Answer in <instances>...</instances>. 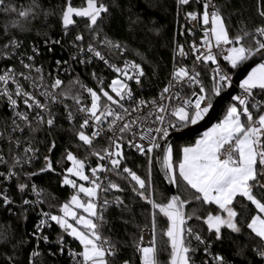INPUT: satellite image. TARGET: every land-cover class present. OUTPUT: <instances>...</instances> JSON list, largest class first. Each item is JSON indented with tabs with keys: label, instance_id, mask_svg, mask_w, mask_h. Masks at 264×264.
Masks as SVG:
<instances>
[{
	"label": "trees",
	"instance_id": "obj_1",
	"mask_svg": "<svg viewBox=\"0 0 264 264\" xmlns=\"http://www.w3.org/2000/svg\"><path fill=\"white\" fill-rule=\"evenodd\" d=\"M214 1L217 16L223 19L232 44L239 43L245 50L244 57L235 66L224 63L233 75L248 54L264 46L256 43L259 39L256 31H264V0ZM92 5L96 11L89 13ZM67 9L78 13L84 10L88 14L73 18L67 25L63 21ZM186 10L187 7L179 9L176 14L175 0H0V70L8 66L20 70L26 63L41 64L49 70L53 60L62 55L61 44L70 48L71 43L104 42L114 55L141 67L143 96L150 97L169 77L175 42L185 40ZM33 47L38 49V54L31 52ZM28 55L33 56L32 60L27 59ZM201 68L203 104H211L226 87H217L211 78L210 66ZM78 71V76L64 77L67 84L63 92L69 100L79 93V82L97 89V75L105 72L107 78L110 76L97 64L79 67ZM252 93L261 106L254 107L249 102L243 108L235 99L219 109L217 120L229 103H235L240 112L246 110L242 114L246 127L256 125L264 110V90L255 88ZM53 112L56 118L53 125L45 120L20 122L0 94V193L10 200L7 203L0 199V264H73L65 247H74L81 253L79 241L51 218L49 228L37 242L38 253L33 254L39 214L37 206L26 202L31 199V192L37 190L40 208L50 217L59 215L62 206L75 194V188L62 183L70 166L68 156L82 162L87 173L102 164L111 144L107 138L83 143L78 138L79 123L68 124L59 109ZM192 115V111L188 113L181 129L191 123ZM194 140L192 136L180 138L169 148L173 184L185 210L183 246L188 249L185 253L188 264H206V255L201 249L190 246L194 241H202L211 253L230 264H258L254 249L264 240L249 227L257 212L252 200L237 196L233 202L237 232L226 227L214 231L209 229L206 219L223 215L222 209L206 203L199 192L180 178L177 165L181 149ZM255 142L258 158L255 177L249 186L252 196L264 204V132L255 137ZM26 146L33 151L28 161ZM121 152L122 165L107 170L109 186L105 193L98 192L95 205L99 213L95 216L96 231L116 249L109 264H138L134 247L141 229L152 222L156 263L169 264L173 223L164 209L171 199L158 171L157 150L151 159L138 157L130 150ZM10 170L14 175L6 180Z\"/></svg>",
	"mask_w": 264,
	"mask_h": 264
},
{
	"label": "built area",
	"instance_id": "obj_2",
	"mask_svg": "<svg viewBox=\"0 0 264 264\" xmlns=\"http://www.w3.org/2000/svg\"><path fill=\"white\" fill-rule=\"evenodd\" d=\"M175 4L176 14L179 9L187 7L184 13L185 40L175 42L169 77L153 96H143L141 67L114 55L110 46L104 42L71 43L70 48L61 44L62 55L53 60L49 70L42 68L41 64L30 63H23L25 66L20 70L14 69L13 66L0 70V94L20 122L45 120L53 125L56 120L53 110L59 109L65 122L79 123L78 138L83 143L92 144L103 138L109 140L111 147L107 148L102 164L86 173L87 183L96 185L100 193H105L109 186L107 170L122 165L121 150H130L138 157L151 159L154 150H157L167 135L181 130L184 121L177 118V111L184 108L189 113L202 107L204 71L201 67L212 68L211 78L217 87L227 88L231 84L232 75L224 64L229 63L226 56L231 45L215 42L210 29L211 20L217 16L215 1L175 0ZM256 33L259 37L256 43L263 44L264 31L257 30ZM16 49L20 52L19 47ZM31 50L32 53L38 54L36 47ZM32 58V55L27 56V59ZM91 64L101 65L110 76L107 78L105 72H100L97 75V89L87 86L83 81L79 82V93L75 94L72 100L67 99L63 92V86L67 84L64 77L77 75L79 67ZM115 80L120 83L117 93L113 91ZM106 82L107 88L104 86ZM252 90V87L240 83L234 100L236 99L243 108L249 102L254 107L261 106ZM25 149L29 154L28 161L33 157V151L29 146ZM217 157L228 166L236 167V141L232 139L223 142ZM12 175L14 173L10 170L6 180ZM38 196L39 191L33 190L31 199L26 202L37 206L39 214L33 254L38 253L37 242L42 239L43 231L49 228L52 218L40 208ZM0 199L10 202L1 193ZM82 201L86 202V198L82 197ZM91 202L96 205L97 198L91 199ZM96 216H99L98 212ZM96 232L99 239L95 245L99 246L103 253L101 264H109L116 249ZM190 246L194 250L201 249L206 255V264H230L223 257L211 253L208 246H203L202 241H194ZM183 249L185 253L188 251L184 246ZM254 251L260 261L258 264H264V242ZM65 252L73 264H93L91 260H84L74 247L66 246ZM134 252L138 264H157L153 222L141 229Z\"/></svg>",
	"mask_w": 264,
	"mask_h": 264
},
{
	"label": "crops",
	"instance_id": "obj_3",
	"mask_svg": "<svg viewBox=\"0 0 264 264\" xmlns=\"http://www.w3.org/2000/svg\"><path fill=\"white\" fill-rule=\"evenodd\" d=\"M252 74H256V77L250 76L245 84L252 89L263 88L264 90V66L256 67ZM234 107L237 110L239 122H220L228 114L226 109L221 118L212 126L217 128L216 124H220L222 132L230 131L231 134L223 138L217 132L215 136H204L206 130L196 136L193 143L182 147L177 165V172L187 185L199 192L206 203H213L222 209L223 215L210 216L206 219L209 229L214 231L226 227L237 232L233 202L237 196H243L249 200L254 198L250 192L249 182L255 177L258 158L255 137L264 132V129L259 122L247 128L242 121V114L246 113V110L240 112L238 104ZM205 110L207 111V108ZM232 139L237 145L238 165L236 167L228 166L217 157L220 145ZM208 221L211 222L212 227L209 226ZM249 227L255 233L251 224Z\"/></svg>",
	"mask_w": 264,
	"mask_h": 264
},
{
	"label": "rangeland",
	"instance_id": "obj_4",
	"mask_svg": "<svg viewBox=\"0 0 264 264\" xmlns=\"http://www.w3.org/2000/svg\"><path fill=\"white\" fill-rule=\"evenodd\" d=\"M96 11L95 7L92 5L90 12ZM75 12L74 10L67 9L64 14L63 21L65 24H70L72 22L71 13ZM84 10L81 11V13ZM88 12V11H87ZM20 17H23V13L20 14ZM210 29L212 31V35L214 37L215 42L229 44L231 45L230 52L226 56L227 61L231 66H235L238 64L245 55V50L242 45L232 44L231 39L228 36L227 29L223 19L219 16H215L211 20ZM249 55V54H248ZM264 64L259 65L258 67H262ZM120 83L115 80L113 83V91L114 93L118 92ZM80 86V85H79ZM207 105V106H206ZM210 104H203L202 107H209ZM235 104L229 103L227 105V116L220 122H239V117L237 116V110L234 107ZM199 107L197 108L192 115L191 122H196L201 119L205 113L206 108ZM188 110L184 108H180L176 116L179 120L185 121L187 119ZM258 122L262 129H264V110L258 117ZM192 124V123H190ZM189 124V125H190ZM216 127H212L207 130L204 136H212L215 132L218 133L220 137H225L226 135H230L231 132H222V126L220 124H216ZM231 129V128H230ZM215 136V135H214ZM68 160L70 161V166L66 173L63 176V184H67L73 188H75V194L70 199L68 204L62 206L60 214L52 216L53 220L59 224V226L66 230V232L71 236L77 239L81 245V255L84 260H91L93 264H101V256L102 250L99 246L95 245V242L99 239V236L96 232V206L91 202V199H96L98 195V187L96 185H91L87 183V174L84 169V165L82 162L74 158L72 155L68 156ZM168 159V165L170 167ZM86 198V202L82 201V198ZM248 198L251 196L247 195ZM252 202L255 204L257 212L251 218L250 224L252 229L255 231V235L264 240V204L257 199L251 198ZM165 213L171 216L172 219V227L175 222V214L172 208L164 209ZM210 227H212L211 222L208 221ZM171 232V230H170ZM169 232V234H170ZM172 238L173 245V234H170ZM178 264H187V259L185 258V249L182 250L179 258Z\"/></svg>",
	"mask_w": 264,
	"mask_h": 264
},
{
	"label": "water",
	"instance_id": "obj_5",
	"mask_svg": "<svg viewBox=\"0 0 264 264\" xmlns=\"http://www.w3.org/2000/svg\"><path fill=\"white\" fill-rule=\"evenodd\" d=\"M87 14V11H84L82 13H78L75 11L72 12L70 16L73 19L77 16H85ZM262 64H264V46L253 51L245 58L243 63L236 69V71L232 75L231 84L226 88L224 92L219 93L215 96V99L209 105L207 111L201 119L188 125L184 129L171 132L161 141L157 148L156 163L158 171L162 177L166 190L171 199L168 207L173 208L175 214L174 226L171 229V233H173V245L169 264H178L179 262L183 247L185 224L184 204L175 190L170 168L168 165V159L170 158V145L173 141L180 138L188 136H199L210 127H212L217 122L219 109L225 103L234 100V96L237 94V86L240 83H245L250 76L256 77V74H252V72L254 71V69H256V67Z\"/></svg>",
	"mask_w": 264,
	"mask_h": 264
}]
</instances>
